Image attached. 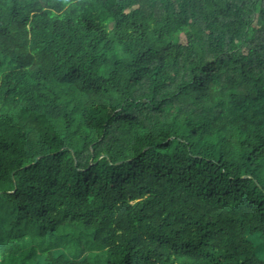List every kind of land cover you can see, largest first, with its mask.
Returning a JSON list of instances; mask_svg holds the SVG:
<instances>
[{"label": "trees", "instance_id": "1", "mask_svg": "<svg viewBox=\"0 0 264 264\" xmlns=\"http://www.w3.org/2000/svg\"><path fill=\"white\" fill-rule=\"evenodd\" d=\"M0 264H264V0H0Z\"/></svg>", "mask_w": 264, "mask_h": 264}]
</instances>
